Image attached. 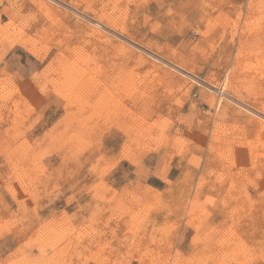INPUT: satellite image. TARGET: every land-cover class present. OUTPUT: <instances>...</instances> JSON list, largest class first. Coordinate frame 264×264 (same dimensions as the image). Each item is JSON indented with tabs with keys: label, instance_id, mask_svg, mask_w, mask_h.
<instances>
[{
	"label": "rangeland",
	"instance_id": "obj_1",
	"mask_svg": "<svg viewBox=\"0 0 264 264\" xmlns=\"http://www.w3.org/2000/svg\"><path fill=\"white\" fill-rule=\"evenodd\" d=\"M255 2L0 0V264H264Z\"/></svg>",
	"mask_w": 264,
	"mask_h": 264
},
{
	"label": "bare ground",
	"instance_id": "obj_2",
	"mask_svg": "<svg viewBox=\"0 0 264 264\" xmlns=\"http://www.w3.org/2000/svg\"><path fill=\"white\" fill-rule=\"evenodd\" d=\"M259 1V0H258ZM260 1H262V0H260ZM256 3H257V0H256V2H255V5H256ZM259 3V2H258ZM48 4V3H47ZM73 5V4H72ZM252 5H254V4H252ZM254 5V6H255ZM49 6V5H48ZM70 6V5H69ZM253 6V7H254ZM74 8V7H73ZM43 11V10H42ZM67 11V10H66ZM68 12V11H67ZM45 15V14H44ZM68 15V14H67ZM54 16H56V15H54ZM62 16V15H61ZM82 16V15H81ZM53 17V16H52ZM63 17V16H62ZM70 17V16H69ZM74 18V17H73ZM65 19V18H64ZM75 19H77V18H75ZM100 19V18H99ZM102 19V18H101ZM62 21V20H61ZM64 21V20H63ZM72 21V20H71ZM74 21H76V20H74ZM79 21V20H78ZM90 21V20H89ZM66 23H67V21H65ZM65 23V24H66ZM89 23V22H88ZM68 25H69V23H67ZM74 24V23H73ZM76 24V23H75ZM80 24H81V21H80ZM84 24V23H83ZM92 24V23H91ZM97 24V23H96ZM76 25H78V24H76ZM79 26V25H78ZM81 26H82V24H81ZM97 26V25H96ZM101 26V25H100ZM99 26V27H100ZM72 27V26H71ZM73 27H74V25H73ZM76 27V26H75ZM80 27V26H79ZM95 27V26H94ZM81 29H82V27H81ZM85 29H87V28H85ZM85 29H83V30H85ZM92 29V28H91ZM100 29V28H99ZM77 30H79L80 31V29H77ZM86 31V30H85ZM93 31V30H92ZM82 32V31H81ZM64 33V32H63ZM84 33V32H83ZM90 33V32H89ZM98 33V32H97ZM96 33V34H97ZM87 34V33H86ZM95 34V35H96ZM92 35H94V34H92ZM68 37V36H67ZM82 37V36H81ZM84 39V38H83ZM105 39H106V37H105ZM88 41V40H87ZM91 48V47H90ZM101 72H103V71H101ZM107 73V72H106ZM79 75V74H78ZM71 76V75H70ZM93 77V76H92ZM90 78V77H89ZM64 79V78H63ZM76 81V80H75ZM96 89V88H95ZM246 106V105H245ZM244 106V107H245ZM261 111V110H260ZM263 111V110H262ZM81 114V113H80ZM73 116V115H72ZM84 116V115H83ZM115 120V119H114ZM260 124V123H259ZM255 127H256V125H255ZM264 129V128H263ZM261 131V130H260ZM263 131V130H262ZM264 132V131H263ZM264 135V134H263ZM259 138V137H258ZM14 166V165H13ZM207 187V186H206ZM39 188V187H38ZM204 190V189H203ZM207 190V189H206ZM236 193V192H235ZM192 204V203H191ZM242 205V204H241ZM193 206V205H192ZM125 209V208H124ZM127 209V208H126ZM12 215V214H11ZM14 216V215H13ZM51 220V219H50ZM95 222V221H94ZM4 224V223H3ZM4 226V225H3ZM129 240V239H128ZM159 240V239H158ZM25 241V240H24ZM40 245V244H39ZM202 247V246H201ZM136 249V248H135ZM66 252V251H65ZM173 257V256H172ZM144 258V257H143ZM26 259V258H25ZM176 259V258H175ZM52 260V259H51ZM208 260V259H207ZM114 264V263H113Z\"/></svg>",
	"mask_w": 264,
	"mask_h": 264
}]
</instances>
